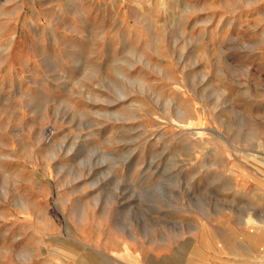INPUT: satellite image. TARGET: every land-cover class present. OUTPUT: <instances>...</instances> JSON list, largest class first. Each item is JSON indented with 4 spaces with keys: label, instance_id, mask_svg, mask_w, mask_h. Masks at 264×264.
<instances>
[{
    "label": "rangeland",
    "instance_id": "374dc122",
    "mask_svg": "<svg viewBox=\"0 0 264 264\" xmlns=\"http://www.w3.org/2000/svg\"><path fill=\"white\" fill-rule=\"evenodd\" d=\"M263 235L264 0H0V264H264Z\"/></svg>",
    "mask_w": 264,
    "mask_h": 264
},
{
    "label": "bare ground",
    "instance_id": "6f19581e",
    "mask_svg": "<svg viewBox=\"0 0 264 264\" xmlns=\"http://www.w3.org/2000/svg\"><path fill=\"white\" fill-rule=\"evenodd\" d=\"M263 233V232H262ZM257 235V234H256ZM264 236V235H263ZM255 240V239H254ZM249 246V245H248ZM244 257V256H243Z\"/></svg>",
    "mask_w": 264,
    "mask_h": 264
}]
</instances>
